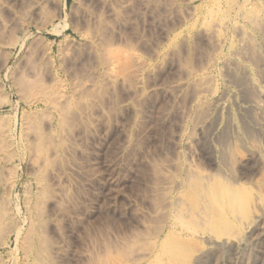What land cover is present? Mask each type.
Wrapping results in <instances>:
<instances>
[{"label":"rangeland","instance_id":"1","mask_svg":"<svg viewBox=\"0 0 264 264\" xmlns=\"http://www.w3.org/2000/svg\"><path fill=\"white\" fill-rule=\"evenodd\" d=\"M101 1L0 0V264H264V0Z\"/></svg>","mask_w":264,"mask_h":264},{"label":"bare ground","instance_id":"2","mask_svg":"<svg viewBox=\"0 0 264 264\" xmlns=\"http://www.w3.org/2000/svg\"><path fill=\"white\" fill-rule=\"evenodd\" d=\"M104 1H101V0H97V2L95 3L96 5L98 6H102L104 7ZM101 7V8H102ZM73 8H75L73 6ZM260 11H257L255 12L253 15H251L253 17L256 18V16L259 14ZM264 20V19H263ZM254 21V20H253ZM213 30V29H212ZM215 32V31H214ZM213 38V36H212ZM214 42V41H213ZM256 59V57H255ZM257 61V60H256ZM264 95V94H263ZM262 97V96H261ZM260 103V102H259ZM259 103L256 105V107L258 109H262L263 107L261 105H259ZM263 104V103H261ZM264 105V104H263ZM1 155V153H0ZM1 157V156H0ZM201 181V180H200ZM197 182V181H196ZM195 182V183H196ZM212 182V185L211 187L209 188H203L202 190V187H201V191L200 193L196 192V194H191V196H189L188 198V201L190 200L189 204L192 205V208L194 209L193 211H196V210H199V206L203 207L205 204L206 205V210L204 211V213L207 215V217L209 218L208 219V223H210L215 229L217 230H221V231H227V230H230L232 227V225L229 223L231 221H228L227 218L224 217V211H228L230 214L233 213V212H237V211H242L244 212V205L249 202L248 198L244 195V194H241L239 190H237V188H234V187H228L227 186L225 188H221L220 186H214L213 185V181ZM215 182V181H214ZM219 183V182H218ZM217 183V185H218ZM222 183V182H221ZM197 184L199 185V183L197 182ZM204 184V183H203ZM216 184V183H215ZM201 185V184H200ZM205 185H207L205 183ZM209 186V183L208 185ZM214 186V187H212ZM200 187V186H199ZM197 186V188H199ZM204 187V186H203ZM200 190V189H199ZM198 190V191H199ZM194 193V192H193ZM187 204V202H186ZM202 204V205H201ZM188 205V204H187ZM190 206V205H188ZM190 208V207H189ZM190 208V209H192ZM192 211V210H191ZM202 211V209H201ZM213 214H212V212ZM196 212H194V215H195ZM199 214V212H197ZM203 212H201L202 214ZM203 213V214H204ZM211 213V215L209 214ZM193 214V213H191ZM190 214V215H191ZM200 214V215H201ZM205 214L203 215V217L205 216ZM238 214V213H237ZM236 214V215H237ZM241 214V213H239ZM238 214V215H239ZM209 215V216H208ZM229 215V214H228ZM234 215V214H232ZM196 216V215H195ZM240 216V215H239ZM244 216V215H243ZM193 217V215L191 216ZM198 218V216H196ZM194 217V218H196ZM201 218V217H200ZM199 219V218H198ZM204 219V218H203ZM202 220V219H201ZM207 220V219H206ZM238 221V220H237ZM236 221V222H237ZM238 223V222H237ZM237 225V224H236ZM235 226V225H234ZM236 228V227H235ZM239 229V228H237ZM238 231V230H237ZM226 233H229V232H226ZM236 233V232H235ZM233 234V233H232Z\"/></svg>","mask_w":264,"mask_h":264}]
</instances>
